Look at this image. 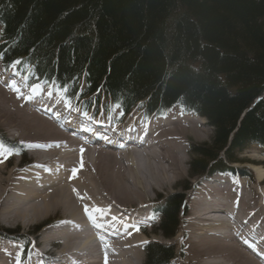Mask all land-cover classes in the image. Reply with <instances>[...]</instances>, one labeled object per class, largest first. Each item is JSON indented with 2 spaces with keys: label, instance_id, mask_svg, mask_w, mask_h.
<instances>
[{
  "label": "trees",
  "instance_id": "trees-1",
  "mask_svg": "<svg viewBox=\"0 0 264 264\" xmlns=\"http://www.w3.org/2000/svg\"><path fill=\"white\" fill-rule=\"evenodd\" d=\"M0 55L62 87L84 75V97L101 88L125 111L205 118L214 137L193 149L192 178L264 148V0H0ZM160 203L156 232L173 239L184 196ZM175 250L151 243L146 264H175Z\"/></svg>",
  "mask_w": 264,
  "mask_h": 264
},
{
  "label": "bare ground",
  "instance_id": "bare-ground-1",
  "mask_svg": "<svg viewBox=\"0 0 264 264\" xmlns=\"http://www.w3.org/2000/svg\"><path fill=\"white\" fill-rule=\"evenodd\" d=\"M20 94L0 84V118L15 124L19 139L31 147L36 161L32 170L17 177L16 167L7 170L0 162L4 222L40 225L58 219L56 212H62V222L46 221L55 223L57 229L45 241L52 248L60 241L63 250L58 256L53 249L41 251L42 264H136L138 250L146 243L138 226L146 224L149 196L171 187L184 175L189 162L186 141L189 136L203 139L201 125L205 122L174 117L171 112L165 120L151 119L153 123L143 127L147 135L142 141L140 129L100 135V129L85 127L96 132L91 135L92 131L75 125L82 124L80 119L58 105L49 114L48 107L43 108L47 103L39 102L36 92ZM139 120L130 128L134 130ZM102 137L109 142L100 145ZM253 171L262 184L264 169L254 166ZM250 193L254 191L248 192L245 186L216 182L201 189V200L194 202L196 211L190 216L191 224L199 226L191 241L199 257L216 253L220 264H264V204L254 203ZM115 201L118 206L113 205ZM233 202L238 207L232 216ZM96 208L102 212L96 213ZM63 254L71 256V261L64 260ZM79 257L85 261L79 263Z\"/></svg>",
  "mask_w": 264,
  "mask_h": 264
},
{
  "label": "rangeland",
  "instance_id": "rangeland-1",
  "mask_svg": "<svg viewBox=\"0 0 264 264\" xmlns=\"http://www.w3.org/2000/svg\"><path fill=\"white\" fill-rule=\"evenodd\" d=\"M3 72H4V68L2 67V65L0 63V73H3ZM0 76H1L0 84L3 86V88L5 90H7L11 93H14L17 96L20 93L21 94L19 96L25 95V92L23 91L24 88H20L17 90L10 89V87H22V86L26 87L25 81L20 76L13 73V71H10V72L5 71V73L0 75ZM26 88L28 89V87H26ZM26 94H27V92H26ZM58 106H59V109H62V107H61L62 105H58ZM62 110H64V109H62ZM136 114H137V116L140 115L139 113L134 112L131 120H134L136 118L135 117ZM172 114H174V117L181 116L180 115L181 113H179V111H177V110L172 111ZM119 115L120 114H119L117 109H109V111H108V122L110 123L111 121L119 120L120 119ZM77 117L79 118V115H77ZM100 118H104V115H100ZM137 119H139V118H137ZM141 120H144V119L141 118ZM1 121H2V118H0V124H3L4 127H2L0 125V141H1V139L6 138L11 143H17L20 146V151L24 152V158L25 159L24 158L20 159L17 156H13L12 152L9 149L6 150L1 145V142H0V162L5 164L7 170H11V169H14L16 167V169H17L16 170V177H17L23 173V171H22L18 174V171H19V166L17 165L18 162H20L22 159H24V160L29 161L30 163L33 164L36 160L32 156L33 151L31 149V147L27 143L22 141L21 138L19 139V135H18L19 132H18V130L16 131V126H14L15 124H9L7 122H4V121L1 122ZM102 121H103V119H101V122ZM204 122H205L204 126L201 125V129H202L201 131H202V134H204L203 135L204 138L203 139H197L193 136H189L188 140L186 141L187 144L185 145V149L187 151H185V156L188 158L189 162H188V164L185 165L186 167H185L184 175L177 182L173 183L171 187L165 188L163 190H159L160 192L150 194V196H149V198L151 199L150 205L148 206L147 211L145 212V215H144L147 220H146V224L143 225V228H142V230L144 231L145 234H143L142 231L139 233V234H141V238H143V241H146L147 244L148 243H156V244H161V245L162 244L163 245L173 244L174 247H176V253H177V257H178L177 261L179 262V264H207L209 262L219 263V264L221 263L220 262L221 259L217 258L218 254L215 253V254H210V255H201L199 257L198 254L196 253L195 249H193V243L191 242L192 237L194 236V233H197V229L199 228V226L194 227V225L191 224L190 216L195 213L196 206L190 200V197H189L190 192L183 194V192L186 190L185 188H187V189H188V187L193 188L195 185H196V191H199V189H200V192H201V189L205 185V184L203 185V181L199 182L198 180H194V178L192 179L191 170H190V164H191L192 160L194 159V154H192L193 149L197 148L203 144H209L214 137V129L212 127H210L206 121H204ZM75 125L79 126V127L82 126V124H75ZM84 129H85V127H84ZM100 135H104V133L102 132V134H100ZM110 142L115 143V140H111ZM23 144H25L29 147V149L31 150V153H28V150L24 151L25 149L22 147ZM112 147L117 148L118 145H114ZM262 150L263 149H260L257 146L253 145V146L248 147L240 155V159H242L243 161H245L246 163L249 164V165H244L241 167H247L249 169V172L252 175V179H246V178H242V177H219V176H216L213 178L214 182H216L217 185H221L223 183V184H228V185L232 184L231 186H233V185L236 186V184L234 183V180H232L231 178L239 179L240 180L239 183L242 186H245V188L248 190V192L251 189L254 191L253 195L250 193V195L253 196L254 203L256 202L255 200H257V203H259V205L261 207H263L262 204H264V197H263L264 196V186L257 182L256 174L253 171L254 166L262 167V169H264V154H263L264 150L263 151ZM6 152L9 153V155H4V153H6ZM1 160L6 161V162H2ZM5 171H6V169H5ZM174 193L183 194L184 200L186 202V207H187L186 210L187 211L182 214V217H180L181 214L179 215V217L181 218V222H182V226L179 230V235L177 236V238L169 239V241H168L163 236H161L159 233L154 232V228L152 225L154 224L153 222H155L156 220L152 216L150 219V215H151L154 207L157 205L156 202H158L159 199L165 198V197H167L171 194H174ZM258 197H260L259 201H258ZM261 198H263V199H261ZM260 203H262V204H260ZM113 205L118 206L117 201H115V203H113ZM236 207H238V206L236 205ZM4 211H5V208L2 206V208H0V212H1L0 213V228L4 229L6 231L14 232L13 234L11 233V234H5V235H10L11 237H14V238L22 237L24 242H27V241L30 242L32 254L30 252L28 254V257H26V260L24 261L22 255H25V254L23 252L24 246L22 244H16L13 246V245H10L9 243H3L2 241H0V263L1 264H40V263L42 264L40 252L41 251L43 252L44 250L48 249V246H46L47 242L45 241V237L49 236L50 234H52L55 231V229H57V225H55V223H57L56 221H58L59 219H61L60 220L61 222L63 221L62 212H56L55 218H58V219H55L52 221L45 220L40 225L34 224L31 226H21V225L16 226V225H14V223L7 224L6 222H4V218H5ZM187 212H189V213H187ZM222 216H224V215H222ZM50 218L54 219L53 217H49V219ZM148 219H149L150 223L147 222ZM46 221H48L49 223H52L53 221H55V223H54V225H52V224L50 225ZM191 226H192V228H191ZM56 243H57L56 248L58 250L60 249L58 254L55 252V255L58 256L61 254L60 252H62L64 244L62 243V246H61L60 241H58ZM146 243L144 245H147ZM144 249H145V246H143L141 249L138 250L139 256H138V260H137L136 264H145L146 256H145ZM42 252H41V254H42ZM180 257L182 259H180ZM63 258H64V260L66 258V260L68 262L71 261V256H67V254H63ZM34 261H35V263H33ZM84 261L85 260H83L82 257H79V263L84 262ZM43 262H45V261L43 260ZM51 262H55V261H50L48 263L51 264ZM58 262L60 263V261H58Z\"/></svg>",
  "mask_w": 264,
  "mask_h": 264
},
{
  "label": "snow or ice",
  "instance_id": "snow-or-ice-1",
  "mask_svg": "<svg viewBox=\"0 0 264 264\" xmlns=\"http://www.w3.org/2000/svg\"><path fill=\"white\" fill-rule=\"evenodd\" d=\"M0 58H2V57H0ZM12 64H13V66H15V65H20V64H22V61L21 60H16V61H13L12 62ZM66 91V90H65ZM19 98V97H18ZM70 99V98H69ZM68 107H69V109L71 110V105H70V103H69V105H68ZM4 155H9V153H4ZM83 167V164H82V162H81V168ZM77 172L79 171V169H77L76 170ZM96 213H101L102 212V209H100V208H96ZM85 212L87 213L88 212V209H85ZM90 219H91V217H90ZM116 218L115 217H113V220H115Z\"/></svg>",
  "mask_w": 264,
  "mask_h": 264
}]
</instances>
